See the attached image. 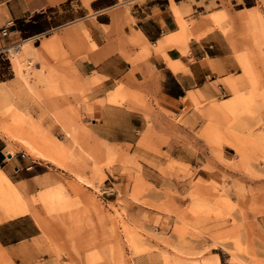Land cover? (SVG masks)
Instances as JSON below:
<instances>
[{
	"label": "rangeland",
	"instance_id": "obj_1",
	"mask_svg": "<svg viewBox=\"0 0 264 264\" xmlns=\"http://www.w3.org/2000/svg\"><path fill=\"white\" fill-rule=\"evenodd\" d=\"M261 9L258 8L262 33L255 34V42L251 36L244 40L241 34L244 45L234 47L232 43V49L235 57L245 50L252 53L254 71L260 75L259 87L264 88V5ZM43 43L42 39L41 48ZM16 46L10 47L3 58L0 55V83L5 82L0 88L17 80L9 51ZM47 55L56 62L55 67L46 63L41 49L29 56L41 62L39 70L35 69L34 58L27 57L23 63L32 93H26L24 101L13 98V112L5 111L0 100V147L4 148L5 161L13 156L20 159L24 154L26 158L50 163L7 134L15 112L21 124L26 116L36 118L42 113L47 120L52 117L62 131L66 122L74 127V142L66 139L64 131L52 134L47 127L53 140L70 144L64 156L67 168L50 163L51 177H46L61 187L64 204L48 211L38 200L44 181L37 182L35 191L30 193L23 187L31 210L29 216L38 226L40 223L50 253L39 264H204L214 256H218V264H264V104L253 115H240L256 137L248 141L246 132L229 130L230 115L214 111L215 106L229 102L233 96L226 78L218 82L227 95L216 86L215 95L190 94L188 110L196 115L197 125L193 138L189 137L191 149L206 158L199 169L198 159L197 166L192 167L175 162L162 151L173 137L188 141L179 127L185 112L171 120L150 119L151 130L142 133L135 146L140 153L130 145H106L90 133H78V120L81 123L82 119L74 104H78V94L83 97L75 70L70 68L68 55ZM129 80L126 77L127 83ZM248 89L242 87L243 93ZM116 97L120 98L119 104L129 105L127 95ZM136 99L131 102L145 107ZM47 104L56 110H46ZM145 104L149 113L157 117L149 101ZM236 141L242 142L241 155L229 145ZM84 150L93 154L92 160ZM8 151L13 155L7 156ZM93 163L99 167V175L94 174ZM198 171L206 173L208 182L201 181ZM77 175L91 186L86 187ZM10 178L15 182L19 177ZM195 202L203 205L198 213L193 212ZM0 264H13L1 248Z\"/></svg>",
	"mask_w": 264,
	"mask_h": 264
},
{
	"label": "crops",
	"instance_id": "obj_2",
	"mask_svg": "<svg viewBox=\"0 0 264 264\" xmlns=\"http://www.w3.org/2000/svg\"><path fill=\"white\" fill-rule=\"evenodd\" d=\"M263 5L264 0H0V55L3 58L10 47L25 40L41 49L50 66L56 62L47 54L68 55L83 97L78 94L74 104L82 119L78 133H90L106 145H130L140 153L135 146L140 135L151 130L150 119L171 120L185 112L179 127L188 141L173 137L162 151L192 167L198 159L200 169L206 158L191 149L189 137L197 125L196 115L188 110L190 94L215 95L216 86L227 95L218 81L242 72L232 43L244 45L243 23L251 19L243 18V12ZM31 58L39 70L41 62ZM167 62L175 64V70ZM118 94L127 95L129 105L119 104ZM134 98L145 107L134 105ZM146 101L157 117L149 113ZM50 119H44L50 133H63ZM3 151L1 146L0 169L9 178L19 177L14 183L27 193L51 177L50 163L24 154L5 161ZM222 157L226 159L224 152ZM198 175L208 182L206 173ZM0 248L13 264H39L50 254L29 215L0 221Z\"/></svg>",
	"mask_w": 264,
	"mask_h": 264
},
{
	"label": "bare ground",
	"instance_id": "obj_3",
	"mask_svg": "<svg viewBox=\"0 0 264 264\" xmlns=\"http://www.w3.org/2000/svg\"><path fill=\"white\" fill-rule=\"evenodd\" d=\"M243 13V18H250L251 20L243 23L242 37L244 40H248V37L251 36L252 41L255 42L257 39L255 34H261L263 31L259 12L255 9H248ZM218 19L219 17H214V21L218 22ZM177 41L180 44L184 43L182 37H179ZM43 45H45V42ZM9 51L11 53V60L17 71V80L6 86V88H0V100L1 103L5 104L3 105L5 111L13 112V98L24 101L26 93H32L27 78L23 73V63L26 61L27 57L35 54L36 47H32L31 40H25L21 42L17 48L13 47ZM251 54L249 50L236 54V58L243 73L242 75H237L239 78L229 75L226 77V84L233 96L229 99V102H226V100L223 104L214 107V111L220 113L222 116L230 115L231 121L229 122V130L246 132L245 138L248 141H253L256 137L252 135L249 124L243 121L240 115L242 113L253 115L255 109L261 104H264V88L259 87L260 75L254 71ZM167 63L175 70V64H171L170 62ZM0 85H5V82L0 83ZM244 86H248L249 88L247 93H243L242 91V87ZM22 104L26 109V104ZM45 107L48 111L56 110L52 105L47 104ZM17 115L18 114L15 112V117L13 118L14 123L11 128L8 127L7 134L20 141L30 153L37 154L38 158L46 160L60 168H67L64 156L68 153L70 144L60 139L56 141L52 139L49 135L48 125L45 126L44 115L39 113L36 118L26 116V119L22 122L23 124L17 120L19 118ZM63 131L66 139H69L70 142H74L72 136L74 132L73 125L66 122ZM229 145L240 155L243 154L242 142L236 141V143H230ZM84 151L92 160L93 154L90 155V152ZM6 155L10 157L13 153L8 151ZM95 165V163L92 164V170L94 174L99 175L100 169ZM77 177L79 180L84 181L86 187L89 188L91 186L89 181H85L81 176L77 175ZM44 186V190L40 191L38 194V200L45 205L48 211H53L60 205L62 206L65 199L61 187L51 184L48 179L44 181ZM202 209L203 205L200 202H195L193 204L194 213H198ZM30 213V206L23 195L22 185L14 183L4 171L0 170V221L29 215ZM39 226L41 227L40 223ZM218 263V256H214L213 259L207 260L204 264Z\"/></svg>",
	"mask_w": 264,
	"mask_h": 264
},
{
	"label": "built area",
	"instance_id": "obj_4",
	"mask_svg": "<svg viewBox=\"0 0 264 264\" xmlns=\"http://www.w3.org/2000/svg\"><path fill=\"white\" fill-rule=\"evenodd\" d=\"M32 17H29V19H31Z\"/></svg>",
	"mask_w": 264,
	"mask_h": 264
}]
</instances>
